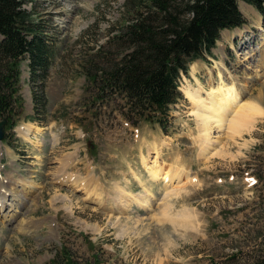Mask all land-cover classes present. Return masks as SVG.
Returning <instances> with one entry per match:
<instances>
[{
    "label": "rangeland",
    "instance_id": "374dc122",
    "mask_svg": "<svg viewBox=\"0 0 264 264\" xmlns=\"http://www.w3.org/2000/svg\"><path fill=\"white\" fill-rule=\"evenodd\" d=\"M26 1L33 19L46 26L54 54L46 107L40 112L27 61H22L19 121L0 141V183L13 186L21 178L20 193L31 188L24 201L10 195L0 200V264H253L252 252L264 249V118L243 138L230 141L227 150H213L206 161L199 157L197 122L183 89L196 85V78L210 89L206 66L219 81L216 68L223 61L230 70L227 81L233 76L247 93L253 88L245 100L255 98L264 110V83L256 77L264 51L260 11L250 4L242 10L244 2L238 1L246 22L223 30L213 55L194 61L189 75H182L184 98L172 107L165 130L156 120L136 124V117L128 119L125 101L98 97L89 79L102 64L94 58L107 61L124 51L108 43L107 35L127 19V0ZM26 125L32 126L35 143L20 136ZM165 142L162 161L192 179L173 208L163 204L167 185L152 181L142 160V152ZM65 162H71V174L92 180L89 187L99 180L107 205L56 181ZM137 175L154 193L152 206L135 202L124 214L120 204L122 212L112 216L122 187L144 193ZM183 213L191 217L178 228L170 219L181 221Z\"/></svg>",
    "mask_w": 264,
    "mask_h": 264
},
{
    "label": "trees",
    "instance_id": "16d2710c",
    "mask_svg": "<svg viewBox=\"0 0 264 264\" xmlns=\"http://www.w3.org/2000/svg\"><path fill=\"white\" fill-rule=\"evenodd\" d=\"M238 1L127 0V19L107 35L108 43L124 51L107 61L94 58L102 64L88 74L98 97H120L128 119L136 117V124L156 120L168 130L172 106L184 98L182 74L189 75L195 60L213 54L223 30L245 23ZM244 1L264 15V0ZM26 2L0 0V120L8 119L7 130L19 114L22 61L29 60L33 101L40 112L46 107L45 85L54 54L46 26L33 19ZM251 257L253 264H264V249L254 250Z\"/></svg>",
    "mask_w": 264,
    "mask_h": 264
},
{
    "label": "bare ground",
    "instance_id": "6f19581e",
    "mask_svg": "<svg viewBox=\"0 0 264 264\" xmlns=\"http://www.w3.org/2000/svg\"><path fill=\"white\" fill-rule=\"evenodd\" d=\"M243 2L244 3L241 5L242 10H249L252 8L248 3L245 1ZM239 34H244V31H239ZM259 63L260 68L256 71V77L258 80H260V82L264 83V51H262V60L259 61ZM217 65L222 67V69L220 67L216 68V70L218 69L219 81L214 78L215 70L212 67L206 66L207 74L211 76L210 89L203 86L199 78H196V85H188L183 89L187 95V98H189L191 102V115L195 116L197 122L198 136H196L194 139L197 141V143H199V157H202L206 161L211 158L208 155L213 150H227L231 144L230 141L243 138L246 133L251 132L257 126L259 119L264 118V110L262 109L263 107L261 108L259 106L260 104H258L255 98H251L250 101L245 100L247 94L254 89H250V91L247 93V87H242V84H240V79L233 76L231 77L230 81H227V74L230 73V70L227 69V66L223 63V61ZM247 67L249 68V66ZM213 82H215L214 85ZM31 127L32 126L26 125L20 128L19 134L27 141L35 143L36 141H34L31 137ZM34 129L37 132L41 131L40 127H36ZM217 132L219 133L218 137L215 136ZM168 145L169 142H165L162 146H160L158 143H155L154 146L150 148L148 154L142 152V160L151 180L154 182L163 181L164 184L167 185V187L164 188L167 193L163 200V204L166 207L173 208L175 206L173 200L178 198V195L186 188L187 184L191 182L192 179L190 180V174H185V170L174 168L162 161L163 149ZM151 158H154V160ZM69 168H71V162H65L64 165L59 167L55 176L56 181L59 183L67 182L68 185L72 186L75 190L84 191L86 199H89L91 202L99 205H107L104 195L105 192H103L102 187L98 183L99 180L93 179L92 184L95 186L89 187V184L92 180H83L84 177L80 175L74 176L70 173ZM137 179L140 181L141 187L144 188V193L142 192L141 194H135L129 189L122 187L121 198L113 201L114 206L111 207L112 216L122 212L119 211L120 204H123L122 209H124V214L130 210L131 205H133L135 202H137L142 208H150L152 206L151 203L152 199L154 198V193L147 186V181H143L140 176H138ZM17 181H19V184L22 186L25 184V181H23L21 178ZM17 181L15 180L12 183L14 184L13 186L11 185V182L10 184L9 182L0 183V191H2V194H0V200H2V197L4 198L10 195L14 198L19 197V202L20 200L24 201L25 196H27L31 188L27 190V188L24 187L22 189V194L20 193L21 191H19V185L17 184ZM64 198H67V196ZM189 217H191V214L187 213V215L184 214L181 221H175V218L170 219V221H173L174 225L179 228L183 225V222H187Z\"/></svg>",
    "mask_w": 264,
    "mask_h": 264
},
{
    "label": "water",
    "instance_id": "95a60500",
    "mask_svg": "<svg viewBox=\"0 0 264 264\" xmlns=\"http://www.w3.org/2000/svg\"><path fill=\"white\" fill-rule=\"evenodd\" d=\"M7 119H3L0 121V141H2L5 138V127L7 124Z\"/></svg>",
    "mask_w": 264,
    "mask_h": 264
}]
</instances>
